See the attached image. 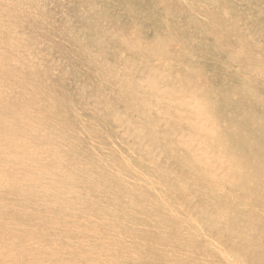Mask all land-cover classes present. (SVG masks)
<instances>
[{
	"label": "rangeland",
	"instance_id": "rangeland-1",
	"mask_svg": "<svg viewBox=\"0 0 264 264\" xmlns=\"http://www.w3.org/2000/svg\"><path fill=\"white\" fill-rule=\"evenodd\" d=\"M0 85V264L81 261L55 239L74 235L115 264H230L189 218L264 264V0H0ZM238 104L259 165L242 182L215 165L224 122L200 127Z\"/></svg>",
	"mask_w": 264,
	"mask_h": 264
},
{
	"label": "bare ground",
	"instance_id": "bare-ground-1",
	"mask_svg": "<svg viewBox=\"0 0 264 264\" xmlns=\"http://www.w3.org/2000/svg\"><path fill=\"white\" fill-rule=\"evenodd\" d=\"M191 73V72H190ZM200 76V75H199ZM168 78V77H167ZM182 78V77H181ZM198 78V77H197ZM202 78V77H201ZM166 79V78H165ZM207 79V78H206ZM191 81V80H190ZM189 81V82H190ZM199 81V79H198ZM193 82V81H192ZM200 82V81H199ZM183 83V82H182ZM208 83V82H207ZM171 84V82H170ZM206 84V83H205ZM184 85V84H183ZM1 86V85H0ZM190 86V85H188ZM205 86V85H204ZM203 86V87H204ZM212 86V84H211ZM4 89V88H3ZM208 89V88H207ZM210 89V88H209ZM208 89V90H209ZM199 90V88H198ZM202 91V90H201ZM200 91V92H201ZM213 91H215L213 89ZM205 92V91H204ZM184 93V92H183ZM186 93V92H185ZM202 94V93H201ZM159 96V95H158ZM180 96V95H179ZM185 96V94L183 95ZM164 97V96H163ZM176 97V96H175ZM178 97V96H177ZM188 97V96H187ZM205 97V96H204ZM207 98V96H206ZM172 99V98H171ZM175 99V98H174ZM173 99V100H174ZM183 99V98H182ZM184 100V99H183ZM216 100V99H215ZM234 101V100H233ZM163 102V101H162ZM184 102V101H183ZM169 103V102H168ZM201 103V102H200ZM172 104V103H171ZM235 104V103H234ZM170 105V104H169ZM185 105V104H184ZM177 108V107H175ZM187 110V109H186ZM193 110V109H192ZM208 111V110H207ZM230 111H225V109L220 108V110H218L216 112V116L213 117H208V115L206 116V118L203 121V125L200 126L202 130H206L208 127H212V124L215 123L217 121V119L219 118L220 120H222V122H224V124L219 128V130H216L217 132H213V137L216 140V142L218 143V150L217 152H219L220 154L217 157L218 162H216L215 165H218L219 163H221V166H224L223 168H221V177L225 179H228V177H231L232 175H236L237 177H235V182L236 181H246L244 178V175H247V171L250 168H253L254 166H259L256 161L257 159V155L254 154L253 150L254 147L252 146V141L253 138L255 136V134H257L256 130L254 129H249L248 128V123L247 121L245 122H241L240 118L243 115L246 116L247 118H250L249 120H253L256 118L255 114L252 113L251 111H248L245 106L238 104L234 111H232L231 113H229ZM225 114V116H224ZM242 114V115H241ZM191 115V114H190ZM222 115V116H221ZM241 115V116H240ZM196 117V116H195ZM200 117V116H199ZM204 117V116H202ZM218 117V118H217ZM168 119V118H167ZM194 119V117H193ZM187 121V120H186ZM197 121V120H196ZM220 122V121H219ZM188 123V122H186ZM184 124V123H183ZM159 127V126H158ZM187 127V125H186ZM192 127V126H191ZM155 128V127H154ZM217 128V127H216ZM215 128V129H216ZM262 128V126H261ZM196 129V128H195ZM210 129V128H209ZM153 130V129H152ZM156 130V128H155ZM189 130V129H188ZM159 131V130H158ZM182 131V129H181ZM180 131V132H181ZM30 132V131H29ZM34 132V131H33ZM156 132V131H154ZM196 132V131H195ZM201 132V131H199ZM261 132V130L259 131ZM191 133V132H190ZM205 133V132H204ZM162 134V133H161ZM202 135L203 131H202ZM185 136V133H184ZM201 136V135H199ZM207 136V135H206ZM209 136H212L211 134ZM159 137V136H158ZM192 137V136H191ZM198 137V136H197ZM202 137V136H201ZM204 137V136H203ZM207 139V138H206ZM210 139V138H209ZM196 141V140H195ZM203 141V140H202ZM201 141V142H202ZM214 141V140H213ZM200 142V143H201ZM205 142V141H203ZM208 142V141H207ZM27 143V142H25ZM195 143V142H194ZM213 143V142H212ZM197 144V143H196ZM229 144V145H228ZM186 145V144H185ZM210 145V144H209ZM217 145V144H216ZM205 146V145H204ZM228 146V147H226ZM22 147V146H21ZM200 147V146H199ZM201 148V147H200ZM215 149V148H214ZM206 152V149H204ZM216 150V149H215ZM261 150V149H260ZM23 151V150H22ZM259 151V150H258ZM198 153V152H197ZM211 153V152H210ZM11 155V154H10ZM208 155V154H207ZM212 155V154H210ZM215 155H217L215 153ZM209 159V157H207ZM192 159V158H190ZM207 159V160H208ZM214 159V158H213ZM125 160V159H123ZM186 160V159H185ZM201 160V159H200ZM203 160V159H202ZM131 162V161H130ZM191 162V161H190ZM199 162V161H197ZM263 162V161H262ZM182 163V162H181ZM194 163V162H193ZM205 163V162H204ZM210 163V161H209ZM131 164V163H130ZM203 164V161H202ZM211 164V163H210ZM116 165V164H115ZM129 165V164H128ZM184 165V164H183ZM198 165V163H197ZM212 165V164H211ZM143 166V165H142ZM187 166V165H186ZM204 166V165H203ZM214 166V165H213ZM220 166V167H221ZM209 167V166H208ZM121 168V167H120ZM138 168V167H137ZM152 168V167H151ZM188 168V166H187ZM207 168V167H206ZM213 168V167H212ZM124 169V168H123ZM191 169V168H190ZM210 169V168H209ZM207 169V170H209ZM256 170V169H255ZM254 170V171H255ZM127 171V170H126ZM194 171V170H193ZM200 171V170H199ZM212 171V170H211ZM156 172V171H155ZM165 172V171H164ZM188 172V171H187ZM209 172V171H208ZM201 173V172H200ZM243 173V175L241 177H238L239 175H241ZM194 174V173H193ZM197 174V173H196ZM203 174V173H202ZM205 174V173H204ZM220 174V173H219ZM192 175V174H191ZM214 175V174H213ZM216 175V174H215ZM151 176V175H149ZM148 176V177H149ZM153 176V175H152ZM206 176V175H205ZM249 175H247V179ZM126 177V176H125ZM157 177V176H156ZM203 177V176H202ZM210 177V176H209ZM250 177V176H249ZM120 178V177H119ZM124 178V177H123ZM146 178V177H145ZM155 178V177H154ZM79 179V178H77ZM158 179V178H157ZM195 181V178H193ZM212 179V178H211ZM210 179V181H211ZM255 179V178H254ZM14 180V179H13ZM20 180V179H19ZM151 180V179H150ZM213 180V179H212ZM262 180V179H261ZM172 181V180H171ZM179 181V180H177ZM227 181V180H226ZM87 182V181H86ZM221 182V181H220ZM242 182V181H241ZM250 182V181H249ZM248 182V184H250ZM19 183V182H18ZM165 183V182H164ZM175 183V182H174ZM256 183V182H255ZM232 184V183H231ZM246 184V182H245ZM41 185V184H40ZM157 185V184H155ZM170 185V184H169ZM226 185V184H225ZM258 185V184H257ZM5 186V185H4ZM132 186V185H131ZM151 186V185H150ZM191 186V185H190ZM233 186V185H232ZM166 187V186H165ZM186 188V187H185ZM207 188V187H206ZM229 188V187H228ZM233 188V187H232ZM198 189V188H197ZM201 189V188H200ZM205 189V188H204ZM246 189V188H245ZM258 189V188H257ZM56 190V189H55ZM186 190V189H185ZM236 190V189H235ZM234 190V191H235ZM239 190V189H238ZM209 191V190H208ZM218 191V190H216ZM139 192V191H138ZM147 192V191H146ZM253 192V191H252ZM101 193V192H100ZM186 193V192H185ZM194 194V193H193ZM174 195V194H173ZM195 195V194H194ZM197 195V194H196ZM214 195V194H213ZM257 195V194H256ZM199 196V195H198ZM221 196V194H220ZM153 197V196H151ZM194 197V196H193ZM262 197V196H261ZM98 198V197H97ZM190 198V197H189ZM196 198V197H195ZM218 198V197H217ZM222 198V197H221ZM247 198V197H246ZM253 198V197H251ZM263 198V197H262ZM261 198V199H262ZM264 199V198H263ZM212 200H214L212 198ZM238 200V199H237ZM253 200V199H252ZM102 201V200H101ZM109 201V200H108ZM177 201V200H176ZM195 201V200H194ZM199 201V200H198ZM201 201V200H200ZM199 201V202H200ZM222 201V200H221ZM242 201V200H241ZM240 201V202H241ZM144 202V201H143ZM149 202V201H148ZM197 202V200H196ZM210 202V201H209ZM220 202V201H219ZM246 202V201H245ZM262 202V201H261ZM100 203V202H99ZM228 203V202H227ZM242 203V202H241ZM247 203V202H246ZM253 203V202H252ZM198 204V203H196ZM223 204V203H222ZM226 204V203H225ZM95 205V204H94ZM99 205V204H98ZM165 205L168 209V213L171 214L172 216L178 218L180 217V209L183 210L184 212H186V214L189 216L188 214V209L180 204H176L177 206H173L171 204L170 201H166ZM216 205V204H215ZM103 206V205H102ZM110 206V205H109ZM156 206V205H155ZM196 206V205H195ZM194 206V207H195ZM112 207V206H111ZM201 207V205H200ZM206 207V206H205ZM223 207V206H222ZM215 208V207H214ZM217 208V207H216ZM236 208V207H234ZM196 209V207H195ZM212 209V208H211ZM224 209V208H223ZM204 210V209H203ZM216 210V209H215ZM214 210V211H215ZM218 210V208H217ZM220 210V209H219ZM233 210V209H232ZM236 210V209H235ZM238 210V207H237ZM259 210V208H258ZM94 211V210H93ZM197 211V210H196ZM213 211V210H212ZM213 211V212H214ZM221 211V210H220ZM234 211V210H233ZM252 211V210H251ZM17 212V211H16ZM133 212V211H132ZM253 212V211H252ZM96 213V212H95ZM105 213V212H104ZM227 213V212H226ZM240 213V212H239ZM222 214V213H221ZM243 214V213H242ZM259 214V213H258ZM107 215V214H106ZM124 215V214H123ZM213 215V214H212ZM220 215V214H219ZM232 215V214H231ZM108 216V215H107ZM128 216V215H127ZM146 216V215H145ZM222 216V215H221ZM225 216V215H224ZM236 216V215H235ZM234 216V217H235ZM113 217V216H112ZM190 217V216H189ZM211 217V216H210ZM218 217V214L217 216ZM233 217V216H232ZM30 218V217H29ZM115 218V217H114ZM239 218V217H238ZM264 218V217H263ZM17 219V218H16ZM214 219V218H213ZM244 219V218H242ZM39 220V219H38ZM100 220V219H99ZM218 220V218H217ZM209 221V219H208ZM245 221V220H244ZM76 222V221H75ZM195 222V223H194ZM218 222V221H217ZM240 222V221H239ZM242 222V220H241ZM247 222V221H246ZM220 223V222H218ZM161 224V223H160ZM217 224V223H216ZM222 224V223H221ZM245 224V223H244ZM55 225V224H54ZM53 225V226H54ZM78 225V224H77ZM218 226L220 224H217ZM226 225V224H225ZM148 226V225H147ZM210 226V225H209ZM233 226V225H232ZM39 227V226H38ZM66 227V226H65ZM68 227V226H67ZM212 227V226H211ZM223 227V226H221ZM230 227V226H229ZM244 227V226H243ZM12 228L13 227H8L7 231L8 233H12ZM153 228V227H152ZM159 228V227H158ZM14 229V228H13ZM226 229V228H225ZM236 229V228H235ZM44 230V229H43ZM223 230V229H222ZM237 230V229H236ZM64 231V230H63ZM160 231V230H159ZM244 230H242L243 232ZM162 232V231H161ZM241 232V231H240ZM238 232V233H240ZM249 232V231H248ZM70 233V232H69ZM185 233L190 234V236L195 237L197 240H200L204 243H206L207 245H209L212 248H215L218 250V252L223 256V258L230 264H241L239 262V260L233 259L232 257H230V255H228L226 252H224V250L221 248V246L215 242L206 232V230L200 225L198 224L195 220H191L189 218V222L186 225L185 228ZM250 233V232H249ZM135 234V233H134ZM243 234V233H242ZM230 235V234H229ZM233 235V234H232ZM246 235V234H245ZM110 237V236H109ZM37 238V237H36ZM52 238V237H51ZM42 239V238H41ZM55 239H59L61 240V242L63 244L68 245L69 247H71L72 249L75 250H83V259L81 261H77L74 260V258H71L72 263L70 264H115V262L118 260L116 259V256H118L119 258H124V253H122L121 249L118 246H108L103 240L101 241L100 239H96L94 242L90 241V240H86V239H82L79 238L78 236H67V237H63V236H56ZM44 240V239H43ZM47 240V239H46ZM31 241V240H30ZM130 240L126 241L123 240V243H128ZM27 248V247H26ZM160 251V250H159ZM34 259H40L41 256L44 253H34ZM49 254V253H48ZM48 258H52V255H48ZM45 255V254H44ZM127 257L135 260L137 259V254L135 255L134 251L128 252ZM25 259V258H24ZM185 260V259H184ZM8 262V261H7ZM168 262V261H167ZM52 263V262H51ZM31 264V263H30ZM50 264V263H49Z\"/></svg>",
	"mask_w": 264,
	"mask_h": 264
}]
</instances>
